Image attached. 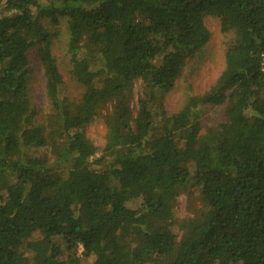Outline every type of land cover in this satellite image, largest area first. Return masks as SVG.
Listing matches in <instances>:
<instances>
[{
  "label": "trees",
  "instance_id": "16d2710c",
  "mask_svg": "<svg viewBox=\"0 0 264 264\" xmlns=\"http://www.w3.org/2000/svg\"><path fill=\"white\" fill-rule=\"evenodd\" d=\"M209 16L234 40L202 105L227 104L228 120L203 129L184 112L160 126L157 98L207 43ZM40 18L67 20L72 75L86 88L71 110L41 51L44 121L30 96L29 53L50 39ZM138 80L148 98L133 115ZM109 101L97 157L82 129ZM179 194L200 208L177 221ZM34 234L45 242L30 247ZM209 261L264 264V0H0V264Z\"/></svg>",
  "mask_w": 264,
  "mask_h": 264
},
{
  "label": "rangeland",
  "instance_id": "374dc122",
  "mask_svg": "<svg viewBox=\"0 0 264 264\" xmlns=\"http://www.w3.org/2000/svg\"><path fill=\"white\" fill-rule=\"evenodd\" d=\"M39 23L50 36L48 46L37 43L29 53L30 65L33 71L30 96L34 107L39 109V117L45 119L50 109L45 101V78L40 62V52L50 51L55 57L58 71L61 75V99L70 107L76 109L85 93L86 88L77 83L72 75L71 56L68 50V28L67 20L60 19L57 24H53L47 19L40 18ZM204 25L209 33L207 43L201 48L198 55L187 61L175 81L173 88L161 94L157 98L158 123L162 126L163 114L171 116L180 113H194L200 116L203 129L217 127L228 120L229 106L202 105L203 97L216 84L225 66V53L229 45L233 43V33L224 34L221 32V22L215 17H205ZM102 85V79L94 80L93 86L96 88ZM127 98L133 115L138 108V101L148 98L141 81H136L130 86ZM113 102H106L100 106L92 119L83 127L85 137L97 148V157L102 155L107 137V123L109 121ZM199 105L201 107H199ZM44 121V120H43ZM41 155L46 156L45 153ZM57 169V166H53ZM173 212L175 219L180 221L200 208V202L196 195L186 196L179 194L176 197ZM45 239L40 234H34L29 240V246L43 244ZM81 251L79 252V256ZM208 264H214L209 261Z\"/></svg>",
  "mask_w": 264,
  "mask_h": 264
}]
</instances>
